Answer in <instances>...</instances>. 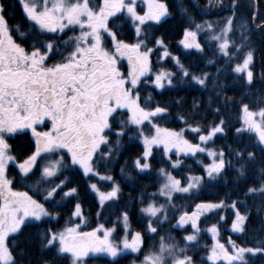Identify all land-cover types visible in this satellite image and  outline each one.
Masks as SVG:
<instances>
[{"label": "snow or ice", "instance_id": "snow-or-ice-1", "mask_svg": "<svg viewBox=\"0 0 264 264\" xmlns=\"http://www.w3.org/2000/svg\"><path fill=\"white\" fill-rule=\"evenodd\" d=\"M18 3L29 22L28 31L10 24L8 5L0 0V264H21L18 256L23 253L17 251L20 245L16 242L33 221L51 223L61 218L59 211H49L46 204L54 209L74 204L70 209L72 217L83 219L80 190L72 186L68 171H79L87 178L98 177L107 184L104 191L96 183L87 185L97 194L102 209L105 204L111 206L121 200V184L110 168L120 158L124 139L140 140L143 151L132 161L135 176L127 171L126 161L120 168L121 179L135 181L150 174L153 149L157 147L162 149L167 165L156 172V191H141L134 198L145 231L130 230L129 211L133 209L127 207L117 221L125 233L119 240L113 238L115 225L106 228L100 224L92 231H81L80 223L66 224L63 229L49 227L39 232V238L42 249L52 252L55 259L43 264H89L91 258L101 254L111 258L110 264H120L127 254L141 253L146 236L159 243L143 254L140 264H197L195 257L200 250L207 251L201 264H254L256 257L264 258V239L254 246L229 240L226 246L219 240L218 224L200 227L202 217L207 220L210 213L231 209L233 232L246 234L253 212L260 217L264 231V89L253 91L258 79L264 84V73L258 77L254 71L256 50L251 35L254 31L264 33V13L256 8L245 18L239 13L240 0H231L227 5L230 15L198 22L183 0H177V10L186 24L180 45L200 55H206L207 48L212 58L207 59L206 67L216 68L215 72L201 71L197 75L172 55L162 37L150 36L149 29L166 23L172 16L164 0ZM192 8L204 17L220 15L212 10L222 11L225 5L224 0H207L202 10L192 0ZM125 28L133 32L131 42L123 35ZM77 29L79 34L64 39L67 32L75 33ZM154 53L158 62L171 58L176 71H153ZM122 60L127 61L126 72L121 71ZM221 62L249 89L251 95L246 98L250 102L242 98L237 103L224 95ZM174 79L205 90L211 82L208 107L216 104L217 121L209 126L195 123L200 105L194 102L191 112L177 117L185 128L175 131L161 127L159 122L170 115L168 106H161L151 94L142 98L141 93L148 87L161 91L175 87ZM229 104L240 112L236 136L254 133L255 143L243 149L229 148L226 155L223 148L210 145L218 134L226 135L228 122L222 118V109ZM29 132V144L14 146L9 142ZM185 132L193 134L198 142L186 138ZM181 154H206L211 158L208 164L198 161L205 175H184L179 171L183 161L173 156ZM101 169L105 170L103 175ZM230 171L235 172L237 185H252L246 188L242 199L231 200L229 196L219 202L201 201L191 211L183 206L177 208L174 198L198 199L206 181L222 179ZM14 186L27 187L33 195L16 191ZM170 213L176 219L173 227L183 228L186 233L180 240L170 234L161 235L165 225L171 223ZM202 232L212 234L214 243L210 248L202 245Z\"/></svg>", "mask_w": 264, "mask_h": 264}, {"label": "trees", "instance_id": "trees-1", "mask_svg": "<svg viewBox=\"0 0 264 264\" xmlns=\"http://www.w3.org/2000/svg\"><path fill=\"white\" fill-rule=\"evenodd\" d=\"M16 2L15 0H12ZM99 2V0H97ZM169 6L172 16L167 18L166 23L161 25H156L154 28L149 29L150 36L162 37L165 44L168 46V49L171 51L173 56H178L185 67H188L190 72L199 75L201 71L215 72L216 68L209 66L206 67V62L208 58H212L211 52L208 49H205L206 55H200L195 52V50H183L179 41L182 39V31L186 26L182 16L177 10V0H164ZM184 5L187 6L190 10L196 15V19L199 22L201 19H223L231 13L227 10V5L230 4L231 0H224L225 8L221 11L219 9L217 12H220V15H207L201 17L198 13H195V10L192 8V0H183ZM199 4L200 8L203 10L206 8L205 0H195ZM245 3V4H244ZM254 0H240L239 13L245 18L252 14V7ZM257 5L259 9L264 11V3L257 0ZM14 11L16 13H21V8L18 5H15ZM16 17V16H15ZM11 18V21L21 20V17ZM27 20V19H26ZM28 22V21H27ZM29 24V22H28ZM123 35L129 40L134 39L133 32L129 28H125ZM253 47L255 48V68L254 71L259 74L264 73V34L258 31H254L252 34ZM203 42V41H202ZM153 47L154 45L149 44ZM165 68L169 67L171 58L165 60ZM221 68L224 69V72L221 76L220 83L225 86L224 95L231 98L232 100L239 103L242 98L249 97L251 95L248 88L243 84L242 80H239L234 73L231 72L230 68L226 67L222 62L219 64ZM172 71H176V68H172ZM175 87L166 88L165 90H153L152 87H148L144 92L141 93L142 98L151 94L153 99L157 101L161 106L167 105L169 108L170 115L167 120L160 121L161 127H167L171 129H183L185 125L182 121L177 119L179 115H187L192 111L193 103L200 105V111L197 116L195 123H199L202 126H209L212 123L217 121V116L215 115L214 108L216 104H213L212 108L208 107V98L212 95V84L209 82L208 89H202L199 86H196L191 83H183L178 79H174ZM264 89V84H261L259 79L256 82V88L253 91H259ZM215 100V97H213ZM245 102H250L249 99H245ZM224 116L222 117L228 122V127L226 128V135H219L215 138L214 144L210 145L217 149L223 148L226 155L228 154L229 148L232 149H243L244 147H251L255 143L254 133L245 134L243 137L238 138L235 133V128L240 126L239 117L240 112L238 107L233 104L225 109H222ZM203 116L204 119L199 117ZM185 135L194 142L198 140L194 138V135L185 132ZM14 146L17 145H27L31 141L28 137L20 138L15 140ZM123 148L121 150L120 158L116 161V164L110 168V172L115 176L116 180L121 184L122 188V198L117 203L105 204L103 209L100 207L98 199L95 196V193L92 192L88 187V183H96L101 190H107V184L100 180L98 177L87 178L82 175L79 171L70 170L66 175L74 182L72 186H76L80 190V200L84 209V217L82 221H78V218L72 217L70 209L74 207V204H68L67 207L62 209H54L51 205L46 204L49 211H59L60 219L53 220L51 223L46 221H33L31 226L27 227L23 231V235L19 237V240L16 242L20 245L18 252H22L23 256H18L21 264H43L44 261H53L55 259L54 254L48 250H44L41 247L39 232L52 227L53 229H63L65 225L71 226V223L82 222L81 231H90L96 228L98 225L103 224L105 227L110 228L113 225L116 226V232L113 234L115 240L121 239V233L123 232V227L121 224H118L117 221L120 217V213L127 207L128 209H133L129 211L130 216V230L131 231H145L144 222L141 219L140 213L138 211V202H134V198L138 197L141 191H147L148 193L156 191V172L161 167H167L163 162L164 157L162 156L161 148H154L153 155L154 159L152 163V172L150 174H144L141 177L137 178L135 181H125L121 179L120 168L125 165L127 161L128 168L127 171L132 172L131 165L132 161L139 155L142 154L143 146L140 143V140L133 139L129 141L128 139L123 140ZM181 159L183 161L182 168L179 170L184 175H205L203 172L202 166L198 161H203V163L209 162L206 154H197V157H185L173 156V159ZM66 159V158H65ZM67 160V159H66ZM235 163V160H233ZM171 170V169H169ZM190 170V172H189ZM101 175L104 174L105 170L101 169ZM176 175V172H173ZM132 175L135 176V172H132ZM178 178H183V176H178ZM235 172H229V174L222 179L217 181L205 182V186L199 194V198L191 199H177L174 198V202L177 205V208L183 206L186 210H194V206L201 201H211L219 202V200L227 199L229 196L231 200H236L238 198H243V193L247 187L252 186L251 184H241L237 185L234 183ZM29 184L34 183V181H29ZM21 191H28L29 195H33V192L27 187L14 186ZM36 199H41L39 196H34ZM59 199V197H57ZM43 202V201H41ZM160 202H163L161 200ZM251 204V201H249ZM241 211H244L241 208ZM99 213V215H98ZM223 216L225 219L220 220L219 217ZM71 218V222H70ZM47 219V218H46ZM80 219V218H79ZM234 219V214L231 209H226L220 211L218 214L210 213L209 218L205 220L204 217L201 218L200 227L201 229H206L212 224H218L220 227L219 240L221 243L228 245L229 240L234 241L237 245L242 246H254L260 239H264V231H262L261 219L255 212H253L250 217L248 224V231L246 234L235 233L231 230V221ZM170 224H166L161 235L167 237L168 234L175 237L176 240H180L185 231L183 228H174L173 225L176 224V219L172 217L170 213ZM202 245H207L209 248L213 244V237L209 232H202ZM158 239L149 240L146 236L145 238V248L142 249L141 253H129L123 259H121L120 264H140V261L143 259V254L150 250L152 245L158 246ZM207 251L200 250L199 255L196 258L197 264H201V258L206 257ZM111 258L104 255H98L89 260V264H110ZM207 264H212L208 261ZM254 264H264V258L256 257Z\"/></svg>", "mask_w": 264, "mask_h": 264}, {"label": "flooded vegetation", "instance_id": "flooded-vegetation-1", "mask_svg": "<svg viewBox=\"0 0 264 264\" xmlns=\"http://www.w3.org/2000/svg\"><path fill=\"white\" fill-rule=\"evenodd\" d=\"M6 1V4L8 5V7H7V12H8V15H9V17H10V20H9V22H10V24H13V25H20L21 26V28H22V30H24V31H28V28H29V24H28V22H27V20H26V17H24V14H23V11L20 13V15H19V13H16L15 11H14V8H15V5H18V7H19V4H18V1H16V2H14V1H10V0H5ZM16 16V17H15ZM21 17V20H14V21H11V18H13V17H15V18H18V17ZM51 35H56V34H51ZM68 36H70V34H67V36H64V39H67L68 38ZM27 46V45H26ZM57 59H59V57H57ZM121 65H122V67H121V71H127V61L126 60H122L121 61ZM125 71V72H126ZM43 130H48L47 128H45V129H43ZM30 136H31V134H30V132L28 133V135L27 136H22L21 138H25V137H28V138H30ZM10 143H16V142H14V141H12V140H10L9 141ZM67 157V156H66ZM15 190V189H14ZM17 191V190H16Z\"/></svg>", "mask_w": 264, "mask_h": 264}, {"label": "rangeland", "instance_id": "rangeland-1", "mask_svg": "<svg viewBox=\"0 0 264 264\" xmlns=\"http://www.w3.org/2000/svg\"><path fill=\"white\" fill-rule=\"evenodd\" d=\"M205 3L206 4H204V5H207V0H205ZM245 4V3H244ZM140 7H143V5H140ZM256 8H259L258 7V5H257V0H254V4H253V7H252V9H251V11H252V13L256 10ZM219 9H213L212 11H218ZM259 11L260 12H262V13H264V11H263V9L261 10V9H259ZM259 32V31H258ZM72 33V35H74V34H79V32H78V29H77V31L75 32V33H73V32H71ZM264 34V33H263ZM184 50V49H183ZM152 61H153V71H157V70H160L161 68H163L164 70H168V71H172V68H174V64H173V62L172 61H170V65H169V67H166L165 68V60L164 61H159L158 62V59H157V53H154L153 54V57H152ZM126 71V70H125ZM171 129V128H170ZM172 130H175V131H180L181 129H172ZM186 136V135H185ZM186 138H188L187 136H186ZM189 139V138H188ZM190 140V139H189ZM193 143H196V142H194L193 140H191ZM198 142V141H197ZM141 143V142H140ZM142 144V143H141ZM143 146V145H142ZM180 156H184L183 154H181ZM191 158H193V157H191ZM208 158V160H209V162H207V163H205V164H208V163H210L211 162V158H209V157H207ZM68 160V159H67ZM66 160V161H67ZM199 176V175H198ZM101 190V189H100ZM17 191H19V190H17ZM103 191V190H102ZM95 193V192H94ZM95 196H96V198L98 199V202H99V204H100V201H99V198H98V196H97V194L95 193ZM161 203H163V202H161ZM78 221H82L81 219H79L78 218ZM75 223H82V222H75ZM81 225V224H80ZM107 228V227H106ZM93 230V229H92ZM92 230H90V231H92ZM122 235V237L121 238H123V236L125 235V233H124V231L121 233ZM211 234V233H210ZM212 235V234H211ZM213 243H214V239H213ZM101 255H103V254H101Z\"/></svg>", "mask_w": 264, "mask_h": 264}]
</instances>
